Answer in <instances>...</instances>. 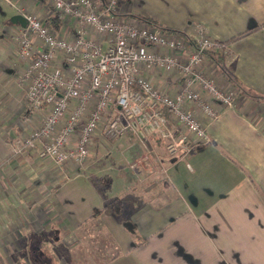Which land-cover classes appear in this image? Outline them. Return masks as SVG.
I'll list each match as a JSON object with an SVG mask.
<instances>
[{"label":"crops","instance_id":"0c3cea01","mask_svg":"<svg viewBox=\"0 0 264 264\" xmlns=\"http://www.w3.org/2000/svg\"><path fill=\"white\" fill-rule=\"evenodd\" d=\"M3 1L11 10L2 11L0 43V264H264V0H124L126 14L184 37L197 23L220 41L250 29L204 58L236 102L211 120L198 114L210 140L182 156L168 155L156 134L128 132L103 154L92 145L81 167L39 155L31 134L44 110L27 108L10 37L22 26L11 17L53 12L43 0ZM79 28L67 18L58 32ZM146 71L163 89L182 82Z\"/></svg>","mask_w":264,"mask_h":264},{"label":"built area","instance_id":"2783aa9c","mask_svg":"<svg viewBox=\"0 0 264 264\" xmlns=\"http://www.w3.org/2000/svg\"><path fill=\"white\" fill-rule=\"evenodd\" d=\"M43 1L80 28L59 33L46 18L24 10L26 25L10 31L24 63L20 80L27 108L44 110L31 134L42 142L40 156L81 167L92 145L103 154L128 132L141 141L156 134L168 155L182 156L210 140L198 114L211 120L234 106L236 90L222 89L203 68L207 53H223L226 46L202 24H194L184 37L126 14L124 0ZM177 51L187 52L185 58ZM143 68L167 78L176 74L182 82L173 91L163 89ZM160 107H168V116Z\"/></svg>","mask_w":264,"mask_h":264},{"label":"trees","instance_id":"16d2710c","mask_svg":"<svg viewBox=\"0 0 264 264\" xmlns=\"http://www.w3.org/2000/svg\"><path fill=\"white\" fill-rule=\"evenodd\" d=\"M46 22L49 24V26L54 29L55 31H58V29L60 28L61 24H62V17L59 13H53L51 15H49L46 18ZM251 30H245L243 32L237 33L234 36L229 37L227 40L223 41L225 44L235 41L241 37H243L244 35L248 34ZM160 110L162 112L163 115L168 116L169 113V109L168 107H160Z\"/></svg>","mask_w":264,"mask_h":264},{"label":"rangeland","instance_id":"374dc122","mask_svg":"<svg viewBox=\"0 0 264 264\" xmlns=\"http://www.w3.org/2000/svg\"><path fill=\"white\" fill-rule=\"evenodd\" d=\"M135 2H137V1H135ZM140 2H142V0ZM123 6H124V4H123ZM3 9H6L7 10L6 12L8 14H10L11 9L8 7V5L3 0H0V43L5 39V37H7V35H5L3 32V28L7 26L6 21H3V20H5V17L2 13V11H4ZM140 18L147 21V19H144L143 17H140Z\"/></svg>","mask_w":264,"mask_h":264},{"label":"water","instance_id":"95a60500","mask_svg":"<svg viewBox=\"0 0 264 264\" xmlns=\"http://www.w3.org/2000/svg\"><path fill=\"white\" fill-rule=\"evenodd\" d=\"M11 20H12L13 22H18V23H20L22 26H25V25H26V22H25V20H24V17L21 16V15H15V16L11 17Z\"/></svg>","mask_w":264,"mask_h":264},{"label":"flooded vegetation","instance_id":"af4514ba","mask_svg":"<svg viewBox=\"0 0 264 264\" xmlns=\"http://www.w3.org/2000/svg\"><path fill=\"white\" fill-rule=\"evenodd\" d=\"M11 25H9V27H10Z\"/></svg>","mask_w":264,"mask_h":264}]
</instances>
